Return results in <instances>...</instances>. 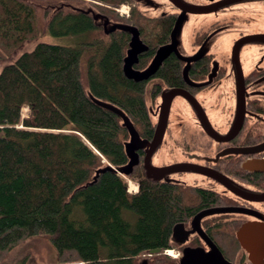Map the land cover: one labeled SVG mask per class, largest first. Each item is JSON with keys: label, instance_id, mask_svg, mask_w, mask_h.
Instances as JSON below:
<instances>
[{"label": "trees", "instance_id": "trees-1", "mask_svg": "<svg viewBox=\"0 0 264 264\" xmlns=\"http://www.w3.org/2000/svg\"><path fill=\"white\" fill-rule=\"evenodd\" d=\"M124 3L129 14L119 16L115 9ZM138 4L0 0V59L36 40L0 67V264H9L3 261L8 252L38 233H46L56 249L53 264H177L160 253L179 244L174 226H188L220 200L204 186L152 179L137 162L122 172L137 183L131 193L117 170L128 160L129 131L96 98L121 108L138 134L149 138L145 95L183 80L184 60L174 50L156 70L157 84L149 81L154 72L141 78L125 72L133 33L142 47L128 64L139 70L170 38L177 17L150 15ZM45 35L69 36L73 43L39 39ZM196 58L203 67L210 60ZM154 248L159 253L148 255Z\"/></svg>", "mask_w": 264, "mask_h": 264}, {"label": "flooded vegetation", "instance_id": "flooded-vegetation-1", "mask_svg": "<svg viewBox=\"0 0 264 264\" xmlns=\"http://www.w3.org/2000/svg\"><path fill=\"white\" fill-rule=\"evenodd\" d=\"M207 3L208 4L206 5L210 9L221 8V10L223 11L221 13L223 15H225V10L233 8L241 9L240 13L246 17H243V22H240L239 24L242 26H255V23L252 22L253 13L245 14L244 10L256 9V7L259 6L258 4L264 5V0H208ZM175 14H177L178 17V13L176 12ZM221 20H224V17L221 18ZM220 25H227L224 27V30L226 31L232 30V28H234H230L229 22H227L226 20L223 21V23H221ZM241 28L242 27H240L239 30V36L235 38L232 44L233 49V46L237 42H241L239 48V57L241 50L244 47L250 46L251 43L259 42L261 44H264V40L251 39L250 37L252 35L264 33H260L259 31H250V29L248 28L246 30H242ZM209 37L208 32H205L198 38L196 37V42L201 43ZM170 41L171 34L170 38L162 45H166L170 43ZM162 45H159L158 47ZM202 55L203 54H199L198 57ZM204 55L210 56L209 63L205 65V67H203L200 59L196 58L194 60H191L186 68L187 77L184 76V67L186 63L185 61H183L181 65V71L183 72V80L181 85L166 86L160 89L158 92L150 90L156 93L153 97L150 96V93L148 94L152 102L154 103L152 112L153 116H151V113L149 112L151 122L153 124V132L151 137L147 138L145 136H141L142 139L150 142L153 138L159 120L162 95L164 92L172 88L181 89L182 91L187 92L195 98V100L202 108L206 119L210 123V126L214 129V131L219 134L218 136H224L232 127L236 115L238 113V107L240 105L236 67L233 63V65H231L230 67V75L227 76L228 82H232L231 75L233 76V80L235 82V103H233L231 106L229 105V108L231 109V115L226 120V122L221 125L223 129L220 130L215 127V123L211 120L209 115V110L219 105L220 98L216 99L217 101L215 103H211L208 107H206V105L199 100V97L203 92H206L207 90L209 91L211 97L217 94L218 85L220 81L224 79L223 77H225L227 66L225 64L212 63V54L204 53ZM160 64L158 65V67H160ZM262 66L255 68L252 67L250 70L244 71L243 66L241 65L243 79L242 109L244 110V117L239 130L229 139L217 140L218 138H214L205 128V124L203 123L205 119L201 111L194 107L185 96H183L182 94H177L171 100L170 107L175 97H181L183 101L191 107L194 117L199 120L200 131L199 129L194 130L196 132L199 131L198 133H195L193 131H183L178 128L180 125H177L178 127H170L169 109L162 138L153 153L151 154L150 163L158 167L167 166V164L165 165L152 163V157L154 153L158 150L161 145L164 144L165 141L167 142V146H170L169 142H171L172 144L179 145V147L185 149V151H188L189 149H194L192 151L195 152L198 161L185 163H192L207 168V172H202L200 170H197L196 168L193 169H196L194 171L202 173L207 178L209 185L204 187L214 191L215 194L220 195V200H217L216 203L211 204L207 208H212L216 206H218L219 208L220 206L228 207L229 205H234L243 208L245 211L214 212L201 217L198 221L199 227L202 230L201 234L196 230L189 232L184 241L181 242L179 239H177L179 244H174L171 248L166 249H176L177 252L174 253L176 254V256H173L176 259H178L182 255V250L185 246H200L205 250H209L210 244H214L220 250L224 258L228 260L231 264H254L249 260L248 253L240 246L236 238V231L242 223L248 220H261L264 222V199H248L237 194V191L244 190L251 193H264V171H257L254 169L252 170L251 168H249V166H247L248 160H252L254 158H264V150L249 154L223 152L226 151L228 148L249 147L264 141V73L260 72ZM158 67L156 68V70L158 69ZM156 70L149 78L150 84L152 85L157 84L159 80L158 77L155 76L157 72ZM171 129H174L173 133H171ZM148 142L136 148L138 161L135 167H140L144 172H146V169L144 167V159L149 147ZM179 163L184 162L180 161ZM216 176L220 178L223 182L220 179H217ZM226 183L231 185V188L236 192L228 188ZM254 202L259 203V205H255ZM191 221L189 222L188 226L184 225L185 230L192 229ZM258 264H264V259H262Z\"/></svg>", "mask_w": 264, "mask_h": 264}, {"label": "rangeland", "instance_id": "rangeland-1", "mask_svg": "<svg viewBox=\"0 0 264 264\" xmlns=\"http://www.w3.org/2000/svg\"><path fill=\"white\" fill-rule=\"evenodd\" d=\"M138 5L142 10L150 15H158L162 12H170V13H178L177 23L174 28L173 37L170 43L166 46H160L150 58L148 64L145 68L136 70L131 65L126 67V71L132 75H139L145 72L151 65L155 63L159 55L163 50L168 47L175 49L177 52L182 55L185 59V63L187 66L188 63L194 56L199 54L209 53L212 54V63L218 64H225L227 66V71L225 74L224 79H222L217 88V94L210 96L209 91L203 92L199 97V100L208 107L211 103H215L218 99L219 105L215 106L213 109L209 110V115L211 120L215 123V127L217 129L222 130V124L226 122V120L231 115V106L234 102V93H235V82L233 80V76L231 75V83L228 82L227 76L230 75V67L233 65L232 60V44L237 36H239L240 27L242 30H246L247 28L250 31H259L260 33H264V5L258 4L259 6L256 9H245L244 13H253V20L252 22L255 23V26H247V25H240V22H243V17L246 16L240 13L241 9L233 8L225 10V15L221 12V8L210 9L204 12H185L181 16V10L170 0H137ZM181 2L190 5V6H204L208 0H180ZM122 9V11H128L127 4H121L118 7V10ZM115 9L119 16H125L126 14H121L120 11ZM125 12V13H126ZM235 15H234V13ZM232 14V15H226ZM224 17V20L221 18ZM229 22V27L232 30L226 31L224 27L228 25H220L223 21ZM208 32V37L201 43L196 42V37L198 38L200 35ZM39 39L54 42L59 44H71L72 39L69 36H52V35H45L40 37ZM36 42L35 39H28L24 41L20 46H18L12 55L6 59H0V67L9 61H12L16 56H18L21 52L25 50H30L34 43ZM142 47V43L138 40L136 33H133L131 46L128 51H130V58L135 55V52ZM165 48V49H163ZM170 48V49H171ZM249 48V49H248ZM240 62L243 66L244 71L250 70L252 67H261L264 62V44L259 42H253L250 46L244 47L240 52ZM96 98V97H94ZM98 101L107 103L109 105H113L109 101L96 98ZM146 103L148 105V110L153 116V102L148 94L145 95ZM237 101V100H236ZM117 108V107H116ZM27 110L26 106L22 108V111ZM121 113V121L126 123L129 127V136L124 142L125 150L128 154V160L118 165L117 170L125 172L130 168L133 164L134 160L137 157L136 148L139 142L142 140V137L136 132L131 124L130 119L126 115V113L121 109L117 108ZM224 109V110H223ZM226 110V111H225ZM191 107L186 104L181 97H175L172 105L170 107V127L180 125V128L183 131H193L198 133L200 131L199 127V120L196 119L192 113ZM23 114V113H22ZM128 121H127V119ZM199 129L198 132L194 131ZM171 133L174 132V129L170 130ZM180 142V140H179ZM170 146H167V142L165 141L163 145H161L158 150L154 153L152 157V163L156 164H167L172 165L175 163L182 162H197L198 158L195 155V152L192 151L194 149H189L185 151V149L180 148L177 144H172L169 142ZM128 182V188L131 184H136L135 180L129 181V178L121 174ZM162 180L166 181H173V182H180L185 184H195L199 186H208L209 182L207 178L200 172L194 171L192 169H176L169 171L168 173L164 174ZM134 185V186H135ZM135 186V187H136ZM248 188V187H247ZM131 191V190H130ZM132 192V191H131ZM255 205H259V203L254 202ZM207 211V212H205ZM243 212L244 209L238 206L229 205L228 207L218 206L207 208L204 210L199 211L194 215L191 221V225L193 229L199 232L197 223L199 219L203 216H206L210 213L214 212ZM204 212V213H202ZM245 212V211H244ZM202 213V214H201ZM199 225V223H198ZM200 228V227H199ZM176 239H183L181 236L177 237ZM176 249L170 250L168 252H160L162 254L173 255L176 253ZM159 253V252H158ZM154 254V253H152ZM150 255V253H148ZM170 256V255H168ZM172 257V256H170ZM174 258V257H172ZM180 258V257H179ZM178 258V260H179ZM4 263L15 264V263H25V264H53L57 261V254L56 249L50 240L49 236L46 233H38L33 236L26 238L24 241L16 245L13 249L8 252V254L4 258Z\"/></svg>", "mask_w": 264, "mask_h": 264}, {"label": "water", "instance_id": "water-1", "mask_svg": "<svg viewBox=\"0 0 264 264\" xmlns=\"http://www.w3.org/2000/svg\"><path fill=\"white\" fill-rule=\"evenodd\" d=\"M170 1L172 3H174L181 10V16L185 12H204L206 10H210V8L207 5L206 6H190V5H187L183 2H181L180 0H170ZM221 5H223V4H221ZM177 19H178V17H177ZM177 19H176L175 25L177 23ZM175 25L171 31V40L173 37ZM250 37H251V39L264 40V34H256V35H252ZM240 44H241V42H237L233 46V49H232V60H233V63L235 65L236 71H237L239 101H240V105L238 107V113L236 115V118L234 120L232 127L229 129V131L224 136H218L219 134L216 131H214V129L210 126V123L206 119L202 108L200 107V105L198 104V102L195 100V98L193 96H191L187 92H184L178 88H172V89L164 92L162 95L159 120H158V124H157L153 138L151 139L150 142L142 139L139 142V144L137 145V147H139V146L144 145L147 142L149 144L147 154H146L145 159H144V167L146 169V174L148 177H150L152 179H160V178H162V176L164 174L168 173L169 171L176 170V169H192V170L197 169V170H200L202 172L208 171L207 168H205V167H202V166H199L196 164H192V163H185V162L184 163H175L172 165L160 166V167L154 166L150 163L151 154L153 153V151L155 150V148L159 144V141L162 138V134H163L165 124H166L167 115H168V112L170 109L171 100L175 95L182 94L192 103V105L194 107H196L197 109H199L201 111V113L203 114L204 119H205V121L203 122L205 124V128L209 131V133L214 138H216V139L218 138L217 140L229 139L239 130V128L241 127L242 121H243V117H244V110L242 109V107H243V105H242V101H243V83H242V81H243V79H242V70H241L240 57H239ZM166 45H168V44H166ZM166 45H163V46H166ZM170 48L171 47H168L166 49L163 48L165 50H163L161 52V54L159 55V57L157 58V60L155 61V63L153 65H151L145 72H143L139 75H133V76H135V78L147 77L150 73H152L156 70V68L158 67V65L162 61V59L171 50H174L183 60H185L182 57V55H180L179 52H177L173 48H171V49ZM130 55H131L130 51H128L127 56L125 58L126 63L124 65V69H125L126 73H128L126 71V67L130 66L128 64ZM197 56H199V55H197ZM197 56H194L191 60L195 59ZM186 68H187V66L184 67V76L185 77H187ZM130 75H132V74H130ZM98 102L104 106H107V107L114 109L121 116L120 111L116 107L109 105L107 103L100 102V101H98ZM127 121H128V119H127ZM124 124L129 129L128 125L126 123H124ZM134 130H135V128H134ZM262 150H264V141L259 143V144H256L254 146H249V147L228 148L223 153L235 152V153L249 154V153L260 152ZM137 161H138V157H136L133 164H135ZM247 163H248L247 166H249V168H251L252 170L254 169L257 171H264V158H262V159L254 158L252 160H248ZM133 164L130 166V168L128 170H126L123 173H129L131 171ZM193 168H196V169H193ZM119 172L122 173V171H119ZM216 178L220 179L217 176H216ZM226 185L228 186V188L233 190L231 188L232 187L231 185H229L227 183H226ZM233 191L236 192L235 190H233ZM237 194H239L240 196H243L245 198L252 199V200L264 199V193H262V194L251 193V192L241 190V191H237ZM205 212H207V211H205ZM202 213H204V212H202ZM197 226L199 229V233L201 234L202 230H201V228H199L198 223H197ZM194 230L195 229H193V226H192L191 230H185L184 225L182 223H178L174 226L173 233H174V236H177V237L181 236V238H183V239H180V241L182 242L187 237V234L189 232L194 231ZM236 238H237L240 246L248 253V258L252 263L258 264V263H260V261L262 259H264V222L263 221H261V220H259V221L258 220H248V221L242 223L236 231ZM159 251H160L159 248H154V249H150L149 253L150 254L158 253ZM143 264H146V263L144 262ZM178 264H231V263L224 258V256L220 252V250L214 244H210L209 250H205L204 248H202L200 246H197V247L185 246L182 250V255L180 256V258L178 260Z\"/></svg>", "mask_w": 264, "mask_h": 264}, {"label": "built area", "instance_id": "built-area-1", "mask_svg": "<svg viewBox=\"0 0 264 264\" xmlns=\"http://www.w3.org/2000/svg\"><path fill=\"white\" fill-rule=\"evenodd\" d=\"M127 8H129V6L127 5ZM117 10H118V8H117ZM118 11H120V9L118 10ZM121 14H126V15H128V11L126 12V11H122V9H121ZM126 12V13H125ZM24 114L25 113H27V110H25L24 112H23ZM129 191H130V189H129ZM168 251H170V250H166V252H168ZM172 256H176V254H173Z\"/></svg>", "mask_w": 264, "mask_h": 264}, {"label": "bare ground", "instance_id": "bare-ground-1", "mask_svg": "<svg viewBox=\"0 0 264 264\" xmlns=\"http://www.w3.org/2000/svg\"><path fill=\"white\" fill-rule=\"evenodd\" d=\"M30 113V112H29ZM135 184H131L130 186H129V189L131 190V191H136V189H137V186L135 187L134 186ZM163 251H166V249H164ZM167 254V253H166ZM169 254V253H168Z\"/></svg>", "mask_w": 264, "mask_h": 264}]
</instances>
